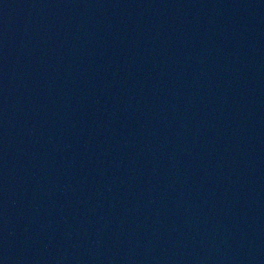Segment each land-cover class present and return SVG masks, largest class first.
Here are the masks:
<instances>
[{"label":"water","instance_id":"obj_1","mask_svg":"<svg viewBox=\"0 0 264 264\" xmlns=\"http://www.w3.org/2000/svg\"><path fill=\"white\" fill-rule=\"evenodd\" d=\"M0 264H264V0H0Z\"/></svg>","mask_w":264,"mask_h":264}]
</instances>
